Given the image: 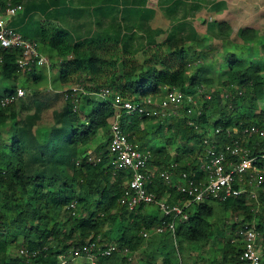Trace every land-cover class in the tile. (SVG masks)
Here are the masks:
<instances>
[{"label":"trees","instance_id":"16d2710c","mask_svg":"<svg viewBox=\"0 0 264 264\" xmlns=\"http://www.w3.org/2000/svg\"><path fill=\"white\" fill-rule=\"evenodd\" d=\"M7 3L22 5L21 0H0L1 7ZM25 11L23 7L22 12ZM224 27L228 26L222 22L217 32L222 34ZM38 30V41L35 42L57 55L60 88L81 83L85 93H80L76 102L63 98L64 106L52 110V122L43 142L39 141L34 130L42 104L35 102L33 112L22 116L19 110H27L28 105L21 98L10 106H0V126L13 121L9 127V143L0 139V264H58L57 256L71 248L96 239L103 244L107 234L115 236L116 224L123 231L115 244L131 250L137 246L139 238L145 240L140 236V230L150 228L158 219L139 215L142 206L128 213L119 203L129 175L111 165L109 127L116 114L113 101L155 99L161 95L163 86L176 88L184 95L196 94L205 85L203 82L209 84L211 79L206 78L203 71L188 75L186 41L173 34L142 48L141 59H138L115 39L70 42L56 21L42 20ZM263 35L251 27H244L238 33L243 44L236 46L240 54L226 55L225 50L223 67L226 77L222 84L229 94L220 96L214 92L208 94L209 98L203 96L205 99H202L198 111L186 114L187 108H184L182 117L174 118L173 125L136 113L120 116L124 134L138 149L149 153L148 164L151 162L158 167L163 164V169L173 172L174 177L182 172H195L200 177L198 165L204 137H213L216 148L221 149L230 142L233 127L264 126V105H260L264 103V57L257 55L254 59L249 54L251 49L258 51V46H264ZM18 57L19 50L0 51V78L8 85L2 87L0 82V98L15 90L21 75L35 71L32 68L20 72ZM24 86L26 84L19 87ZM103 88L110 92L101 98L97 93ZM91 95L98 96L99 100L90 98ZM226 98L228 101L222 103ZM178 113L179 110L173 116ZM215 115L218 117L210 121ZM163 133L168 135L163 138L164 144L153 152L151 145L160 143L159 137L154 136ZM96 136L100 140L95 141L92 152L100 156V161L90 163L84 148ZM149 141L152 144L145 147ZM169 146H174L175 159L168 155ZM195 147H198L196 151ZM246 147L250 156L264 155V138L249 140ZM180 152H183L184 160L179 159ZM255 165L263 168L264 159L257 160ZM165 184L155 171L147 188L157 196L163 195L164 191L171 193L169 201L182 199L181 194H175L174 188L166 190ZM259 197L260 200L264 197V185ZM212 201L216 200L193 203L188 209V219L177 223L179 251L181 242H205L210 238L212 226L208 218L213 213ZM72 202L75 203L74 209L69 207ZM219 203L223 209L242 215L239 223L232 224L233 230L237 224L240 228L252 217L243 196L230 197ZM64 213L68 215L66 221L61 219ZM257 229L263 230L260 224ZM169 241L175 252L170 238ZM14 246L16 253L10 255L9 248ZM20 249L30 255H20ZM241 251V242L234 245L226 241L221 247L222 262L241 264ZM170 260L165 257L166 264H170ZM261 260L264 264V249Z\"/></svg>","mask_w":264,"mask_h":264},{"label":"built area","instance_id":"2783aa9c","mask_svg":"<svg viewBox=\"0 0 264 264\" xmlns=\"http://www.w3.org/2000/svg\"><path fill=\"white\" fill-rule=\"evenodd\" d=\"M23 10L21 4H6L0 6V51L19 50L17 66L20 72H28L32 68L46 66L50 68L48 59L41 55L37 42L29 40L22 36L14 28L8 25L11 18L15 17ZM109 89H101L97 95L101 98L109 94ZM65 100L71 102L77 101L80 93H85L81 83L59 90ZM161 93L165 96V102L155 103L153 98H146L140 102L121 101L115 99L113 106L116 108V114L110 123L109 151L112 155L111 165L116 169L125 170L129 178L127 185L123 190L119 203L125 206L128 213H133L138 207L155 205L163 214L161 219L150 228H142L139 232L144 239L152 235H167L175 249V255L181 264L180 252L178 250V237L176 234L177 223L188 219V209L193 203H202L205 200H216L223 202L230 197L243 196L245 204L250 208L252 217L241 225L237 231V237L242 243L241 259L245 264H260L262 256L259 241L262 239L264 230V197L259 198L254 171L259 174L261 169L255 165L259 159H264V155L250 156L246 144L252 139L264 138V126L249 125L242 128L233 127L229 138L230 142L221 149H217L213 137H204L202 139L203 153L199 156L198 171L201 173L197 177L195 172H182L172 178V172H158L160 178L174 188L176 194H181L182 199L169 201L171 193H165L157 196L149 191L147 186L153 178L154 171L148 169V152L142 151L132 143L121 129L120 116L125 113L132 115L134 113L145 116H156L158 113H166L167 105L173 107L180 105L184 99L191 101L189 95H184L176 88L161 87ZM26 91L22 87H16L9 94L0 98V106L7 107L14 104L19 98H22ZM206 98H209L206 95ZM186 109V114H191L196 107L192 102ZM160 109V111H158ZM172 114H176L174 111ZM234 136V137H233ZM87 161L97 163L100 156L92 151L86 153ZM253 178V179H252ZM258 181V179H256ZM75 203L72 202L69 207L74 209ZM74 214V212H71ZM260 218V219H259ZM260 220V221H259ZM262 226V231L257 229V225ZM127 247H118L115 243H99L98 239L88 241L77 248H71L67 253H61L57 256L58 264H74L78 258H83L85 264H110L112 255H120L121 260L115 264H126L131 259ZM20 255H30L27 251L20 249ZM34 256V253H31Z\"/></svg>","mask_w":264,"mask_h":264},{"label":"rangeland","instance_id":"374dc122","mask_svg":"<svg viewBox=\"0 0 264 264\" xmlns=\"http://www.w3.org/2000/svg\"><path fill=\"white\" fill-rule=\"evenodd\" d=\"M58 1L60 3L55 4L56 0H21L23 7L26 8L25 13L22 11L19 12L15 17L11 18V20L8 22V25L17 30L19 33L23 34L27 39L32 41H38L37 34L39 31L38 26L40 21L51 20L56 21L58 23V27L62 31L66 32L70 42H75L77 40H89L83 30L84 26L81 25V23L83 24L84 21L85 24V20L88 16V9L91 6L90 4L92 3H90L89 0ZM162 1L163 0H105L101 2L107 9L106 13H115V18L118 20V22H120V24H123L122 29L128 30L129 27L126 25H128L130 22L124 19L125 15L127 16L128 14H132L131 17L133 19L135 18L136 20H140L141 24H143L145 23L147 16L153 14V12L151 11H154L156 9L157 3L162 4ZM184 1L185 0H175L174 2H176L177 4H183ZM231 1L233 4L231 3V6L229 5L230 8H224L223 12L211 13V11L205 12V10H203L200 15H198V22L196 21L195 17L194 19H191L193 20V22H196V28H200V31L198 33H205L206 35L204 34L203 36H205L206 38L205 40H202L197 44H195V41L187 42V45L185 47V56L186 58L188 57L189 62L188 75H191L198 71H203L207 78L208 75H213L214 73V77L210 78L211 83L208 84L203 82V84L205 85L203 86L201 91H197L196 94L189 95L192 98L191 101L184 99V101L181 102L180 105L175 107L167 105L166 113L163 114V112H160L156 116H153L154 121H164L166 125H173L174 118L177 119L178 117L173 116V111L176 113V111L179 110V114L182 116L183 109L190 107L191 104H193L192 102L196 103V107L193 106V108L198 111L199 107L201 108L202 99H205V97L203 98V96L205 95H212V93L214 92L218 93L220 96L229 94L228 89L222 84L226 77V71L223 67V65H225L223 62L225 50L227 49L226 55H229L230 53L236 55L240 54V50L236 46L242 45V41L238 37V33L240 30L239 27L241 26L248 25V27H252L259 34L264 33V0ZM209 4L211 3L208 2V5ZM170 5L172 6L171 2ZM212 8L213 7L208 9ZM220 9H222V7H220ZM121 12L123 15H121ZM121 18L124 20H122ZM187 19L189 18L187 17ZM204 19L208 22H202ZM212 20L213 23H211ZM222 20L230 23V29L228 27H224L223 33L220 34L217 32V28L220 24H222ZM100 24L102 25L103 23L100 22ZM182 25L183 23H181L179 26ZM118 28L119 27H117V29ZM205 29H208L207 32H205ZM163 30L164 35L167 36V34H169L170 29L166 28ZM183 32L187 34L188 30L184 29ZM135 33H141V31H136ZM105 38L115 39L114 32L112 31L110 34L100 35L90 40H100ZM38 46L41 55L46 57L50 66L52 65V67L54 68L50 69L49 67L41 66L35 69L36 74L42 75V81L39 85H36V87L28 86L27 83L22 84V75L18 78L17 85H15V87L23 86L24 84H26V87L24 86V88L27 89V93L24 97V100L28 101V108L27 110H19V114H21L20 116L24 115L26 112H33V110L36 108V106L34 105L35 102L43 105L39 108L40 118L34 127L37 138L39 139V141L43 142L48 134V126L52 122L51 112L53 109H59L60 107H63L64 99L61 93H59V90L62 88H60L58 82L57 55L53 50L48 47L41 46L40 44ZM258 48V51L251 49L249 52V54L254 59H257V55L264 57V46H258ZM134 54L138 57V59H141V55L139 52ZM245 55H247L246 52ZM197 68L198 70L196 71ZM0 82L2 83L1 78ZM3 86L8 87L7 83L3 84ZM0 92H2V90ZM90 98L99 100V97L95 95H91ZM228 98L224 99V102L222 103L228 101ZM164 99L165 96L163 93H161V95L155 98L154 100L155 103H163L165 102ZM260 105L263 106L264 103L261 102ZM82 108L85 107L82 106ZM158 111H160V109H158ZM217 117L218 115H215L210 119V121L215 120ZM12 124L13 121L10 120L8 121V126L4 128L0 127V139L3 142L9 143L10 135H8V129L9 127L11 128ZM166 136L168 135H165L164 133L161 135L156 134L154 137H159L160 143H155L151 145L152 143L151 141H149L146 142L145 147L151 145V150L153 151V149H156L164 144L163 138H165ZM97 139L100 140L99 137H94V140L91 141L84 149L86 151H91L95 147L94 141H96ZM197 148L198 147H195V151L197 150ZM180 153L181 154H179L178 156L180 157L179 159L184 160L185 156L183 152ZM198 154L199 152L197 153V155ZM168 155H170L169 157H171V159L176 158L177 154L175 153L174 146H169ZM154 159L159 160V158H156L155 156ZM161 159L162 158H160V161ZM162 165L163 164L158 167V165L150 162L147 167L150 171H157V173L162 171L170 172V170L168 169H163ZM254 176L255 182L252 185H257V190L259 192L261 190L262 185H264V170L261 169V172L259 174L254 171L252 173V177ZM172 177H174V175H172ZM256 179H258V181H256ZM210 205L213 210L212 215L208 218V221L211 223L212 226V233L210 236L211 241L207 240L206 242H203L198 246L180 243L181 251L179 252L181 264H219V262L220 264H224L223 262H221V257H219L220 254L217 247H221V245L223 244L222 242L230 240L232 239V237L234 238L235 242H241L240 238L237 236H233L231 232L232 224L234 223V216L238 217L239 214L234 211L223 209L222 205L217 201L210 202ZM93 207L94 206H92L91 208ZM146 208V214H148V216L156 217L157 219H161L163 217V214L157 209L155 205H148L146 206ZM79 212H81V205ZM67 218V213L62 214L61 219L63 221H66ZM68 227L69 225L66 226V228ZM214 237H217L218 240L217 238L212 240ZM261 242H263L260 246V249L262 250L261 253L263 256L264 240L259 241L260 244ZM203 252H205V255H200L203 254ZM15 253L16 246H14V248L12 249L9 248L10 255H15ZM171 261V264H176V262H179V259H177L175 255V252L173 257L171 258ZM261 261L262 260L260 259V263Z\"/></svg>","mask_w":264,"mask_h":264},{"label":"crops","instance_id":"0c3cea01","mask_svg":"<svg viewBox=\"0 0 264 264\" xmlns=\"http://www.w3.org/2000/svg\"><path fill=\"white\" fill-rule=\"evenodd\" d=\"M89 1L92 4H90L91 6L88 9V16L85 20L86 22L85 24H84V21H83V24L81 23V25L84 26L83 30L86 36L89 39H92L100 35L110 34L113 31L115 40H117L122 47L127 48L133 53H137V52L141 53L142 48L146 47L147 45L151 43L160 42L163 39H165L167 36H170L172 34L175 36L182 37L186 41V45L188 41H195V44H197L200 41L205 40L206 37L203 36L205 33L199 34L198 32L200 31V28H196V25H197L196 22H193V20L191 19L192 18L194 19L195 17L196 21L198 22L199 21L198 15H200V13L203 10H205V12L211 11V13H220L224 11V8L226 9L230 8L231 3H232L231 0H208V1L207 0L205 1L185 0L183 4H177L176 2H174L175 0H163L162 4L157 3L156 9L154 11H151L153 12V14L148 15L145 20V23L143 24H141L140 20H136L135 18L133 19L131 17L132 14H128L127 16L125 15V18L124 17L123 18L130 23L126 25L129 27V29L123 30L122 29L123 24H120V22H118V20L115 18L116 14L111 13V12L106 13L107 9L106 7H104V4L101 2L105 0H89ZM170 2L172 3V6L170 5ZM208 2H210L211 4L208 5ZM58 3L60 2L56 0L55 4H58ZM211 7L213 8L208 9ZM220 7H222V9H220ZM121 15H123L122 12H121ZM187 17L189 19H187ZM204 21L205 23L208 22L205 19ZM100 22L103 24L101 25ZM211 22H213V20ZM222 22L225 25H227L228 28L230 29V23H228L227 21H223V20ZM181 23H183V25L179 26ZM117 27L119 28L117 29ZM244 27H248V25L241 26L239 27V29L241 30ZM166 28L170 29L169 34H167V36L164 35V30H163ZM184 29L188 30L187 34L183 32ZM207 30L208 29H205V32H207ZM136 31L137 32L141 31V33L136 34L135 33ZM57 61H58V58H57ZM52 68L54 67H52L51 65L50 69ZM212 77H214V73L213 75H208V78H212ZM21 78H22L21 82L27 83L28 86H32V87H36V85H39L42 81V75L36 74L35 71H33L32 74H30V76L22 75ZM3 84H6V83L2 82L1 85L3 86ZM24 97H22L21 100L25 102V105H27L28 101L24 100ZM177 116L179 118L182 117L179 113L177 114ZM6 126H8V122L0 127L4 128ZM9 133H10V130L8 129V135ZM168 188H171V186L170 184L166 183L165 189L167 190ZM166 192L167 191H164L163 194H165ZM146 210L147 208L143 207L141 210L138 211L139 215L148 216V214H146ZM237 214H239V216L238 217L234 216V223H239L242 220V215L240 213H237ZM121 225H124V223L122 222ZM115 226H116V228L114 229L115 236H111V233L107 234L104 237V241H103L104 243H115L117 239L120 238L123 229L118 224H116ZM105 228L108 229L107 226H105ZM238 229H239L238 224L236 225L234 230L231 228V232L233 236H237ZM215 238L217 237H214L212 240H214ZM208 240L211 241L210 238ZM261 240H264V230L262 232ZM137 241H138L136 244L137 246L129 250L130 251L129 257L131 260L127 262L126 264H166L165 257L168 256L171 259V257H173L174 255L173 248L171 246L169 238L165 235H152L148 239L142 240L139 238ZM227 241H231L232 243H234V245L239 243V242H235L233 237L232 239L227 240ZM219 242H222V241H219ZM225 242L226 241L222 243L224 244ZM181 243L198 246L199 244L203 242L189 241V242H181ZM223 244L221 245V247L223 246ZM221 247H217V249L219 250V254H220L219 257H221V254H222ZM200 255H205V252H203V254H200ZM241 256H242V251L240 255V260L242 261L241 264H245L243 260L241 259ZM119 260H121L120 255L115 254L110 258L109 263L115 264ZM171 262L172 261L170 260V264ZM221 262H222V258H221ZM223 263L228 264L230 263V261H226ZM74 264H85V260L83 258H78L75 260Z\"/></svg>","mask_w":264,"mask_h":264}]
</instances>
